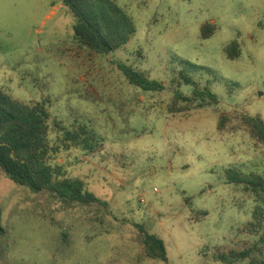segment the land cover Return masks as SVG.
Segmentation results:
<instances>
[{
    "label": "rangeland",
    "instance_id": "374dc122",
    "mask_svg": "<svg viewBox=\"0 0 264 264\" xmlns=\"http://www.w3.org/2000/svg\"><path fill=\"white\" fill-rule=\"evenodd\" d=\"M113 1L136 31L98 55L76 43L75 18L60 0H0V89L44 105L49 142L59 148L50 164L101 202L63 209L0 169V264H222L216 251L233 249L250 250L235 264H259L264 242L242 229L264 201L228 183L225 172L264 179V147L244 128L216 127L221 115L264 122V0ZM205 23L215 32L202 40ZM233 40L240 56L229 60ZM180 60L201 68L186 73L215 104L167 112L185 69ZM117 63L165 89L129 84ZM52 120L82 131L80 145L65 147ZM141 230L164 242L166 262L145 256Z\"/></svg>",
    "mask_w": 264,
    "mask_h": 264
},
{
    "label": "trees",
    "instance_id": "16d2710c",
    "mask_svg": "<svg viewBox=\"0 0 264 264\" xmlns=\"http://www.w3.org/2000/svg\"><path fill=\"white\" fill-rule=\"evenodd\" d=\"M74 16V40L80 46L98 55H107L125 46L134 35L136 28L133 19L113 0H60ZM215 32L213 24L200 26V38H210ZM229 60L240 56V45L233 40L225 48ZM185 67L177 76V88L173 89L172 99L167 104L169 114L201 109L217 102L216 96L201 87L186 72L198 70L190 62L180 60ZM117 67L129 84L144 91L162 92V83L149 80L132 67L117 63ZM208 73V70L205 69ZM190 85L192 93L184 95L178 90L179 84ZM50 116L43 104H27L13 98L0 89V169L16 185L28 189L31 193H45L56 198L63 209H73L76 205L101 203L87 191L82 180L66 176L60 177V170L49 162L51 154L59 152L57 145L49 142ZM53 126L61 132V142L65 147L80 145V134L70 133L52 120ZM244 128L249 136L264 147V122L259 117L248 115H221L217 130ZM65 142L69 144H65ZM228 183L243 184L244 189L264 201V179L255 173H241L226 170ZM206 216L205 212L200 213ZM252 221L242 229L252 236H258L264 242V209L256 206L252 212ZM2 229L0 227V233ZM141 244L147 258L167 261L164 242L155 235L142 231ZM250 250H217L215 260L222 264H235L249 258ZM264 264V261L259 262Z\"/></svg>",
    "mask_w": 264,
    "mask_h": 264
}]
</instances>
